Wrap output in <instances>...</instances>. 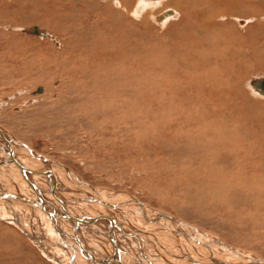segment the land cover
Segmentation results:
<instances>
[{
    "label": "rangeland",
    "instance_id": "1",
    "mask_svg": "<svg viewBox=\"0 0 264 264\" xmlns=\"http://www.w3.org/2000/svg\"><path fill=\"white\" fill-rule=\"evenodd\" d=\"M103 1L0 0V22L6 21L0 27L1 129L69 164L91 184L166 208L192 236L215 243L223 259L263 260L264 96L242 82L224 80L225 75L217 77L222 82H194L197 77L182 70L176 51L182 42L196 44L194 17L186 14L178 22L173 1L107 0L139 10L126 17L122 9L119 19ZM189 1L208 10L225 8L224 0ZM243 7L248 14L264 10V0H245ZM166 8L178 14L155 21ZM31 25L52 38L14 29ZM71 25L84 32L69 39ZM245 27L242 33L229 28L239 34L231 41L235 55L230 53L239 68L231 61L221 66L233 74L237 67L250 80L263 78L264 52L253 45L264 40V29L252 20ZM226 29L219 28L218 34L225 35ZM189 43L187 50L200 49ZM217 53L210 54L219 59ZM208 120L218 130L226 126L231 135L212 134ZM224 155L225 163L209 160ZM191 156L195 160L189 165ZM227 162L233 164L228 168ZM33 212L29 217L41 233L64 244L62 232L41 211ZM6 218L0 209V264H57ZM67 231L69 242L78 245L81 240ZM80 244L92 247L91 241ZM135 258L133 264H145Z\"/></svg>",
    "mask_w": 264,
    "mask_h": 264
},
{
    "label": "bare ground",
    "instance_id": "2",
    "mask_svg": "<svg viewBox=\"0 0 264 264\" xmlns=\"http://www.w3.org/2000/svg\"><path fill=\"white\" fill-rule=\"evenodd\" d=\"M146 1L138 0L137 4H143ZM171 1H173L174 8H177L181 16L178 22L186 14L193 15L192 37L200 47V49L197 47L198 51L196 52V49L194 51L187 50V48H190L188 41L180 43L181 46H178L179 51L176 52H179L177 64L182 70L189 73L188 75L192 79L197 77L194 82L216 83L230 78L234 82L243 83L254 94L258 93L260 96H264V91L255 85L262 78L256 77L255 80H250L247 74L237 69L240 62L231 55L235 52L233 49H236V47L232 48L231 41L239 34H232L229 29L235 27L238 32L242 33L243 29L246 28V23L251 20L264 29V10H250L251 12L248 14L249 9L246 10L243 7L245 0H224L225 8L209 9L211 11L205 9L204 6L195 7L189 0ZM103 2L110 7L112 12H115L113 15L118 19L123 10L125 15H128L126 17H130L131 12L135 14L138 10L137 7H132V9H128L127 6L120 7L119 3L115 1L109 3L106 0V2ZM137 4L135 5L137 6ZM175 12L176 10L174 11L172 8H166L155 15L153 19L157 22H164L176 16L178 13L175 14ZM142 20L147 19L143 17ZM95 22H99V20ZM5 23L6 21L0 22V27H5L3 26L6 25ZM31 26L30 28L19 26L14 29L19 31L22 29L26 33H36L40 37L46 35L42 27L40 29L37 25ZM224 27L227 28V33H224L225 35L218 34L220 32L219 28ZM67 30L71 32L68 38L76 36L81 31L84 32V28L78 25H71ZM45 37L52 38V35L48 33ZM189 44L191 45V43ZM196 44H192L193 47ZM233 44L235 46L237 43ZM241 44H243V41ZM216 45L221 46V50L214 49ZM211 47L213 50H211ZM240 48L238 47L236 52H239ZM253 48L264 52V40L259 45H253ZM210 53H217L220 60L217 59V56L214 58L215 55L213 56ZM223 62L238 65L236 72L233 74L232 71L231 73L227 72L225 68L223 69L221 66L224 64ZM224 75L226 76L224 80L220 81L219 78L217 80L218 76L224 77ZM251 86L254 88H251ZM37 90L38 93L42 92L41 87H38ZM212 120L206 121V127H211L209 131L212 134L231 135V131L226 126L220 125L221 129L218 130L215 121ZM261 121L264 125V117ZM0 130V209L7 216L6 219L12 222L29 242L39 247L46 256L57 264H133L130 259L134 255L136 258L143 260L145 264H264V259L251 258L248 260L249 257L243 258L240 254L238 255L243 259L239 262L223 259L222 255L214 248L215 243L211 244L209 241H205L206 239L199 240L196 236H192L187 230L185 231L187 226L182 223L183 220L181 222L174 215L167 213L166 208L161 206L164 211L156 207L153 208L154 206L151 207V205L141 202L139 198L137 199V197L127 192H116L91 184L90 181L83 179L64 161L42 154L30 144L24 142L23 139H12L11 136H8L9 134L7 135V131L5 132L1 127ZM230 143H234L231 137ZM188 156L190 157V155ZM225 158L224 155L221 158L209 157V160L211 159L214 164H217L226 161ZM186 160L191 165L195 159L191 156ZM227 163L226 167L228 166V168L233 164ZM29 194L30 197H28ZM165 202L163 203L176 208L175 205H172L173 203ZM35 209L41 211V216L57 227L58 233L61 234L62 232L61 236L63 237L61 239L63 241L61 242L64 244L59 242L60 239L55 240L41 233L42 228H38L36 223L29 217L34 214ZM182 210L184 211V209ZM190 227L192 226L188 228ZM66 230L73 232L75 238L81 240L80 243L91 241L92 247L90 246L91 248L87 250V248L84 249V246V248L80 246V243L78 245L70 243L64 233ZM71 245L75 247H71ZM129 254L132 255L130 259L127 258ZM233 254L235 253L233 252Z\"/></svg>",
    "mask_w": 264,
    "mask_h": 264
},
{
    "label": "water",
    "instance_id": "3",
    "mask_svg": "<svg viewBox=\"0 0 264 264\" xmlns=\"http://www.w3.org/2000/svg\"><path fill=\"white\" fill-rule=\"evenodd\" d=\"M255 85L259 86L261 90L264 91V76L259 82H256Z\"/></svg>",
    "mask_w": 264,
    "mask_h": 264
}]
</instances>
